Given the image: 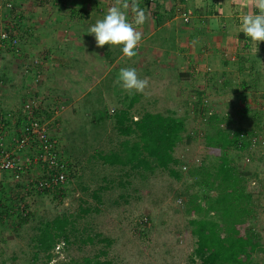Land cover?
I'll return each instance as SVG.
<instances>
[{
	"label": "rangeland",
	"instance_id": "obj_1",
	"mask_svg": "<svg viewBox=\"0 0 264 264\" xmlns=\"http://www.w3.org/2000/svg\"><path fill=\"white\" fill-rule=\"evenodd\" d=\"M109 1L111 2L21 0V3H0V26L8 25L4 19L6 21L14 14V21L19 20L22 24L20 34L32 33L28 42L39 47L38 52L36 48L33 49L41 55V57L31 55L27 52L29 48L26 47L23 52L21 50L18 57L8 55L0 60L2 111L17 113L22 104L30 98H35L41 109L47 111L50 108L57 112L58 118L56 119L60 124V133L63 134L60 151L74 164L72 169L74 175H68L67 184L57 193V196H54V192L39 194L37 191H30L31 182L37 177L32 171L24 174L18 182H15L10 174L0 177V212L3 213L0 216V264H29L36 254L38 262L45 261L46 255L41 252L38 254L31 239L39 235L45 222L61 215H69L72 219H76L81 208L89 209L90 213L76 220V228L79 231L85 229L89 233H99L105 238L112 239L113 244L108 248L107 254V259L112 264H197V261H190L193 239L189 233L188 218L184 214L183 199L178 196L184 188L186 179L176 181L160 170H156L153 174L148 173L144 178L137 175L125 177L120 168L104 165V159L107 156L114 152H121L125 145L124 138L118 136L114 130L112 119L104 118L107 106L100 95L104 93L109 97L112 92H122L119 94L121 101L124 95L130 96L115 83L119 72L117 70L109 72L102 83L93 88L84 100L74 104L75 121L70 117L67 120H61L65 113L64 107L68 106L69 101L65 103L67 92L59 91L63 87L58 89L57 85H64L67 82V89L73 87L75 91H78L82 74L84 77L89 74L93 79L104 72L106 68L104 62H107L108 66L111 65L105 58V50L109 51L115 60L121 56H117L120 47L108 46L104 50L103 47L96 46L94 35L88 34V29L98 19H102L108 8L116 2V0ZM10 3L12 9L7 11L4 4ZM139 5L142 7L143 3ZM71 10L77 13L71 16ZM157 14L160 16L158 12ZM164 16L167 17L168 14ZM188 17L190 20L189 15ZM33 25L37 28H33ZM145 25L149 32L156 31L155 23L151 21L146 22L138 30L142 32ZM166 31L168 30L165 29L162 33L165 34ZM49 33L67 36V64L60 74H56L57 64L55 62L53 67V54L47 53L45 51L47 49L40 47L41 44L35 40L39 35L42 37V34L46 36ZM142 40L137 48L140 56L136 61L134 60V63L138 75L148 79L149 87L143 94H131V97L134 95L135 101H143L141 104L135 103L134 113L139 116L138 114L143 112L141 107L144 102H147L148 104L144 106L146 112L165 114L171 111L176 117L186 120L187 132L192 134V140L187 146L176 148L175 157L177 159L186 164L198 165L202 158V135L205 133V122L202 119L203 123L200 119L203 117L194 114V104L198 95L201 96V110L206 111V117L214 113L226 112L232 119V129L239 125L243 126L244 122L240 121V114L244 110V102H249L247 105L255 109L261 108L262 103L258 104V99L253 98L252 92L247 97L248 101L242 98L240 88L242 83H247V86H252L253 83L245 81L241 76L237 79L238 81L231 80L234 82L228 86L221 85L224 82L223 78H215V82L214 79L205 76L202 80L204 85L201 89L203 90L199 92L201 89L193 83L189 84L188 81L182 80L177 70H171V72H164L161 68L156 71L151 70L162 62L163 58L159 55L163 53V49L167 48L168 42L161 41L160 33L155 34L150 40L145 41L146 45L152 48L153 53L142 55V46L145 45ZM21 42L20 36V46ZM159 45L164 46L163 49ZM252 57L258 60L257 56ZM35 60L38 61V65L34 64ZM127 60L128 58L123 56L119 61L127 66ZM42 61L47 63L43 64ZM145 65L148 66L146 74L144 73ZM167 68L165 66V70ZM44 72L48 73V78L45 77ZM35 74L39 76L33 78ZM242 76L246 77V75ZM56 77L58 80H55ZM261 87L264 88V86ZM173 89L178 92L177 101L172 98L170 100L161 98L162 93L166 97L170 96V92H174ZM130 100L128 99V102ZM73 109L67 108V116H70ZM130 113L133 114L132 111ZM255 151L259 157L264 155L262 148L255 149ZM24 160L26 161V158ZM262 161L252 165L244 160V165L250 171L254 170L253 168L257 170L258 181L262 185L257 195L258 217L253 225L264 237V168L261 167ZM183 168L181 171L184 173ZM103 178L111 181L113 185L110 190L100 194L101 198L98 203L91 195L93 191L99 189L97 187ZM120 182L124 187L119 186ZM19 195L24 197L23 210L32 214V218L25 226H19L15 216L19 214L15 210ZM6 209L9 210L10 216L5 215ZM94 209L98 212L93 211ZM99 249H103V246L97 243L82 245L79 243V237L76 236L71 238V245L68 248L58 247L52 253V260L63 263L69 260H81L85 257L91 258Z\"/></svg>",
	"mask_w": 264,
	"mask_h": 264
},
{
	"label": "trees",
	"instance_id": "obj_2",
	"mask_svg": "<svg viewBox=\"0 0 264 264\" xmlns=\"http://www.w3.org/2000/svg\"><path fill=\"white\" fill-rule=\"evenodd\" d=\"M142 1L143 5L148 6L149 0ZM76 13L71 10V16ZM153 15L155 25L158 27L162 19L158 18L156 11ZM13 16L14 14L7 20H11L10 25L17 26L16 31L20 33L22 24L19 20L14 21ZM239 38L244 40L246 36L242 33ZM108 46H103V49ZM104 53L105 58L112 64L115 57H111L109 51L105 50ZM121 54L122 51L119 49L117 56ZM249 62L248 81L253 84L247 86V83L243 82L240 87L245 101L246 95L250 92L253 94L264 92V88L261 87L264 86L262 85L264 75L260 71V62L254 57ZM243 67L241 66V69ZM35 76L39 75L35 74L33 78ZM179 76L182 79L183 75ZM67 101H69L68 96ZM248 103L244 102V110L240 114V121L244 122L243 126L239 125L232 129V119L226 112L214 113L206 117V111L201 110V96H197L194 114L203 117L200 119L205 122L202 158L198 165L186 164L175 157L176 148L190 144L192 134L187 132L186 120L176 117L171 111L165 114L143 111L138 114L137 120H134L130 112L135 106V101H130L128 105L122 103V108L114 111L111 116L107 112L104 116L112 119L114 130L118 136L124 138L125 142L121 152L111 153L112 155L104 159L105 166L120 168L125 177L137 175L144 178L146 174L160 170L176 181L186 179L184 188L178 196L183 199L184 214L188 218L189 233L193 239L191 262L264 264V237L253 225L258 217L257 195L262 185L258 181L257 170L253 168L254 170L250 171L244 165L246 159L253 165L264 158V155L260 157L257 155L251 142L255 136L264 132V110H262L264 105L255 109L247 105ZM0 113H2L1 109ZM34 114L44 120H50L54 116V111L50 108L47 111L39 109ZM23 117L21 111H18L13 129L15 136L20 135L18 131ZM55 123L60 129L58 119ZM183 167L184 173L181 171ZM73 168L74 164L69 159L68 175H74ZM111 185H113L111 181L103 178L97 187L99 189L93 191L91 197L99 203L100 194L110 190ZM119 186L124 187L122 182ZM29 189L35 191L32 186ZM58 192L55 191L54 196H57ZM23 201L24 197L19 195L15 204V210L19 213L15 214L19 226L27 225L32 218L31 213L23 210ZM93 211L98 212L97 209ZM89 213V209L81 208L76 219H72L69 215H61L45 222L39 235L34 236L31 241L38 254L41 252L46 255V260L38 262L36 254L29 264H112L107 259L108 248L113 244L112 239L105 238L99 233H89L85 229L79 231L76 228V220L82 219ZM2 215L3 213L0 212V216ZM5 215L10 216L9 210L6 209ZM76 236L79 237V243L82 245L97 243L102 245L103 249H99L91 258L85 257L63 263L53 261L52 253L60 246L68 248L71 245V238Z\"/></svg>",
	"mask_w": 264,
	"mask_h": 264
},
{
	"label": "crops",
	"instance_id": "obj_3",
	"mask_svg": "<svg viewBox=\"0 0 264 264\" xmlns=\"http://www.w3.org/2000/svg\"><path fill=\"white\" fill-rule=\"evenodd\" d=\"M6 2L21 3V0H0V3ZM85 2H87V0H85ZM108 2L110 3L111 1L102 0V3ZM138 2L144 3L142 0H138ZM148 3V6L142 5L141 7L149 13V19L147 22L151 21L152 23H155V17L153 16V12L155 11L160 14L159 18L162 19L161 22H165H160L162 25L160 24L161 26L159 25L158 27L155 25V32H149V30L146 28V25L145 28L143 27L144 30L142 31V42H144L145 45L142 46V55L145 53H149L148 55L153 53L152 48L149 47V45H146L145 42L146 40H150L153 35L160 33L161 41L168 42L166 49H163L164 46L159 45L160 48L163 49V53H160L159 56L163 59L159 65H155L154 69L151 68V70L156 71L159 68L164 70V72L177 70L178 75H183L182 80L188 81L189 84L193 83L197 88L200 89L204 85L202 80L205 78V76H208L209 79L214 80L215 78H223L224 82L221 85L228 86L230 83L238 81L237 79L240 76L245 81L249 80V60L254 55L257 56L260 62V71L262 75H264V42H260L257 46L256 43L251 41L250 38L246 37L244 40L239 38L242 34V32H240V19L242 15L245 12L250 13L253 11V8L251 7V0H149ZM183 10L190 16L188 23H184L179 16V11ZM165 12L168 14L167 17L164 16L166 14ZM34 27L37 28V26L33 25V28ZM165 29L168 31H166L164 34L162 32ZM30 35H32V33L28 32H24V34L21 35V50L23 52V50H26V47H28V53L41 57V55L36 53L33 49L36 48L38 52L40 48L35 47L32 42H28ZM35 40L41 44L40 47L47 49H44L47 53L53 54V67L55 62L57 64V67L55 68L56 74H60L65 69V65L67 64V36H57L56 33H49L46 36L42 34V37L39 35V37L35 38ZM47 45L49 47H47ZM139 53L140 52H138L135 57L131 58V60H127V66H124L119 61L124 56L122 54L110 66L107 65V62H104V66H106L105 70L103 69L104 72L95 76L93 79H91L89 74H86L85 77L82 74L79 85L80 88H78V91H75L73 87H68L67 89V82L64 85H57L58 89L63 87L59 91L64 90L67 92L64 99L65 103H67V96L69 98V104L66 108L64 107L65 113L62 115L61 120H67V118L69 119L70 117L75 121L76 118L74 113H76V109H73L74 104L77 102L80 103L82 100H84V98L92 92V89L99 86L112 70H117V72H119L120 69L124 67L135 68L134 62L136 61L137 57L140 56ZM42 62L43 64L47 63L44 61ZM243 64L245 65L244 67ZM165 66L168 67L166 70ZM241 66L243 67L242 69ZM146 68H148V66L145 65V74ZM148 70L149 69H147V71ZM2 72H4V70ZM242 75H246V77ZM45 77L48 78V73H45ZM56 79L58 80L57 77L55 80ZM173 90L174 92H170V96L168 97L162 93L161 98L164 100H170V98H172L173 100L177 101L178 97L176 94H178V92L175 91V89ZM202 90L203 89L199 90V92H202ZM121 93L122 92H112L110 93L109 97L108 95L105 96L104 93H100L101 97L104 99L103 102L107 106L106 112L108 115L112 114L118 109H121L122 103H124V105H128L130 101H135L133 99L134 95H132V97L131 95L129 97L124 95L122 101L119 100V94ZM252 95L253 98H256V100L258 99V104L261 102L262 105H264V92ZM246 96L248 97L249 94ZM173 97L177 98L174 99ZM247 97L246 100L248 101ZM128 99L131 100L128 102ZM148 101L150 100L148 99ZM141 102L143 101H135L137 104H141ZM146 104L148 103L144 102V105L141 107L143 111ZM67 108H72L74 110L73 112H70V116H67ZM0 109L3 110L1 106ZM134 111L135 108L132 110V116L133 119H136L138 116L134 113ZM7 132L8 136L5 137V147L11 143L9 138L13 132L12 127H10ZM62 135L63 134H61V139L63 138ZM24 157L25 156H22V159Z\"/></svg>",
	"mask_w": 264,
	"mask_h": 264
},
{
	"label": "built area",
	"instance_id": "obj_4",
	"mask_svg": "<svg viewBox=\"0 0 264 264\" xmlns=\"http://www.w3.org/2000/svg\"><path fill=\"white\" fill-rule=\"evenodd\" d=\"M4 7L7 11L12 9L11 3L4 4ZM179 16L184 23H188L189 17L184 11H179ZM4 22L8 25L0 26V60L8 55L18 57L21 54V34L16 31L18 27L10 25L11 20ZM34 64L38 65V61L35 60ZM39 109L41 106L35 98L23 104L19 110L24 116L18 131L20 135L15 136L13 131L9 138L11 143L7 147L4 145L7 130L10 127L14 129L18 112L0 113V177L10 174L18 182L24 174L32 171L37 175L36 180L31 182L35 191H61L68 182L69 160L60 151L61 133L55 123L58 113L54 112L50 120H44L34 114ZM251 142L254 149H264V132L255 136ZM22 156H25L26 161ZM246 162L250 163L248 159ZM261 167L264 168V161Z\"/></svg>",
	"mask_w": 264,
	"mask_h": 264
},
{
	"label": "clouds",
	"instance_id": "obj_5",
	"mask_svg": "<svg viewBox=\"0 0 264 264\" xmlns=\"http://www.w3.org/2000/svg\"><path fill=\"white\" fill-rule=\"evenodd\" d=\"M251 7L253 11L245 12L240 19V32L258 46L264 42V0H251ZM148 19L149 13L140 7L138 0H116L103 18L88 29V34L94 35L97 47H120L122 54L131 59L137 55L142 40L138 28ZM115 83L130 95L143 94L149 87L148 79L141 78L134 67L121 68Z\"/></svg>",
	"mask_w": 264,
	"mask_h": 264
}]
</instances>
